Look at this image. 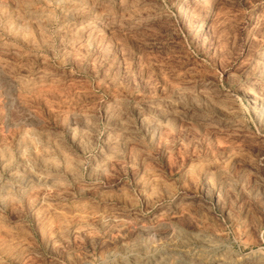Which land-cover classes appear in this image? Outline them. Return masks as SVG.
<instances>
[{"label":"rangeland","instance_id":"374dc122","mask_svg":"<svg viewBox=\"0 0 264 264\" xmlns=\"http://www.w3.org/2000/svg\"><path fill=\"white\" fill-rule=\"evenodd\" d=\"M0 264H264V0H0Z\"/></svg>","mask_w":264,"mask_h":264},{"label":"bare ground","instance_id":"6f19581e","mask_svg":"<svg viewBox=\"0 0 264 264\" xmlns=\"http://www.w3.org/2000/svg\"><path fill=\"white\" fill-rule=\"evenodd\" d=\"M184 9L186 10V9H188V7L186 6ZM207 19H208V16L204 20H202L201 23H204ZM246 259H249V258H246Z\"/></svg>","mask_w":264,"mask_h":264}]
</instances>
